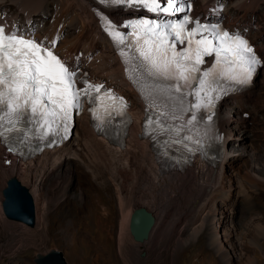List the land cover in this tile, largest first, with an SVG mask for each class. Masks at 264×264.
<instances>
[{"label":"bare ground","instance_id":"6f19581e","mask_svg":"<svg viewBox=\"0 0 264 264\" xmlns=\"http://www.w3.org/2000/svg\"><path fill=\"white\" fill-rule=\"evenodd\" d=\"M200 3L216 8L211 15L219 20L225 18L227 26L234 33L249 35L264 57V0H200ZM220 5L224 6L223 10H217ZM10 6L15 7L18 13ZM94 6H96L95 0H7L6 2L0 0V24L6 25L7 30L15 27L20 33L27 31L24 34L31 33L35 39L43 41L46 45L49 41L56 40L54 50L72 68L89 69L94 76L118 88L132 99L136 114L141 118L140 96L129 84L125 64L104 32L102 21L93 12ZM197 6L199 5L196 3ZM110 12L117 21L122 20L125 15L121 9ZM207 12L205 9L203 13L207 14ZM259 16L263 20L257 22ZM261 90H264V80L258 86L255 81L248 92L230 97L225 102L220 111V128L225 135L226 144H229V138L241 135L248 128L247 121L243 119L244 112L253 115L256 125L260 123L258 108L264 107V92ZM252 108L255 110L253 111ZM237 145L242 144L234 142V146ZM231 149L226 147L227 154L219 168L197 166L184 174L165 175L160 173L149 144L138 138V131L134 133L126 148L119 149L98 138L89 126L87 118L81 117L67 143L54 151H44L40 157L27 164L18 166L7 164V153L0 147V225L12 226L3 212L2 194L7 181L13 178L11 180H17L28 189L36 211L37 227L33 230L20 227V232H24L25 235L39 234L45 237L47 225L45 226L43 222L45 223L48 209L42 180L46 177L54 178L50 183L51 186L60 187L63 191L61 199L54 197V201L58 200L59 204H57L62 208V206L74 205L73 202L66 204L65 201L69 198L66 193L74 187L84 190L88 188L85 182L81 183L84 179L81 181V178H78L76 184L72 182V176L78 173L79 176L89 177L99 189L108 192L109 196L111 192L114 193L118 211L116 238L120 252L127 244L130 216L133 207L136 206L151 209L158 216L153 229L155 233L151 234L150 241L147 242L149 244L147 251L158 253L159 244L163 241L167 242L168 245L165 244L167 247L176 242L181 249L185 248V234L196 236L203 228L210 232L211 229L214 231L215 235L210 237V243L213 245L218 235L221 238V234L213 226L216 215L225 220L229 227L233 226L238 211L237 198L229 202L233 186L228 187L230 190L226 192V184L233 181V173L241 165L242 156H255L251 148L243 147L240 151L234 149L231 151ZM245 173L247 181L255 180L250 177L253 175L249 170ZM222 192L223 195L219 197ZM78 196L82 197L75 195L72 201H78ZM218 199L222 204L220 210L215 208ZM107 211V207H104L103 213L106 217L109 212ZM241 211L239 210L240 213ZM241 214L246 219L242 222L241 229L235 227L236 229L229 231V234L224 228L222 231L224 240H227L229 235L234 238L240 235L242 242H232L230 245L233 247H241L244 243V234L247 233L244 226L258 222L257 215L252 211L247 210ZM64 219H61L62 223ZM257 228L262 229V227ZM112 229L110 223L105 229L110 237L115 235ZM70 230L68 225L63 224L61 233H68ZM258 233L264 234L263 231ZM10 244L11 242L8 246ZM178 255L177 252L176 257Z\"/></svg>","mask_w":264,"mask_h":264},{"label":"snow or ice","instance_id":"6c2138e0","mask_svg":"<svg viewBox=\"0 0 264 264\" xmlns=\"http://www.w3.org/2000/svg\"><path fill=\"white\" fill-rule=\"evenodd\" d=\"M99 2L109 6L137 5L147 12L164 14L186 12L185 5L188 10L191 8L190 0H164L163 7L160 0ZM101 19L117 45L124 44L126 37L116 30V25L102 14ZM189 23L195 26L189 29ZM6 27L0 24V137L7 140L8 134L15 132L20 134L21 143L26 142L32 131L27 125L32 124L41 139L49 133L67 139L73 110L82 108V99L94 105L91 108L94 118L99 119L98 111L109 116L112 111L123 114L127 101L105 89L103 84L81 78L83 87L76 86L78 72L70 69L54 52L56 40L46 45L31 33H20L15 27L6 31ZM125 27L132 29L129 35L135 38L128 45L134 50L131 57L121 50L128 65L129 79L137 84L149 109L158 112V118L153 121L149 117L145 127L155 124L154 131L168 136L166 143L180 145L187 152L197 150L192 145L201 146L202 138L208 134L207 127L202 130L198 126L203 123L204 116L198 120L197 112L205 109L210 121L211 107L221 92L248 84L257 68L264 66L248 39L239 32L230 34L220 24H201L199 19L193 21L188 14L182 19L162 23L141 18L129 21ZM205 32L208 35H203ZM198 35L201 38L195 39ZM177 42L187 46L177 50ZM213 55L215 64L201 71L204 57ZM221 80L231 82V87L226 88ZM194 84L198 87H193ZM188 96H193L194 102H188L185 107ZM185 113H190L187 120H184Z\"/></svg>","mask_w":264,"mask_h":264},{"label":"rangeland","instance_id":"374dc122","mask_svg":"<svg viewBox=\"0 0 264 264\" xmlns=\"http://www.w3.org/2000/svg\"><path fill=\"white\" fill-rule=\"evenodd\" d=\"M196 3L199 5L196 9L200 15L207 16L210 6L201 4L200 0H196ZM10 7L14 12L18 11L15 7ZM205 9L208 11L207 14L203 13ZM122 12L126 13L124 10ZM20 14L23 17L22 13ZM257 19V22L263 20L261 16ZM223 21L226 23L225 18H223ZM262 83V79L257 80V86ZM261 91L264 92V90ZM252 109L255 110V108ZM258 111L260 123L256 125V122L253 121V115L246 111L245 114L243 113L245 117L243 119L247 121L248 128L241 135L229 138V148L231 147L235 151H240L243 147L251 148L255 156H242L243 161L239 166L240 169L238 167V170L233 173V181L226 184V192L230 190L228 187L233 186L229 202L237 198L238 211L235 214L233 226L230 225L229 227L225 220H222L218 214L216 215L213 226L219 231L221 238L218 235L216 243L213 245L210 243V237L215 235L214 231L211 229L210 232L203 228L196 236L189 233H186V236L184 235L186 237H184L185 248L181 249L176 242L167 247L165 246V244L168 245L167 242L163 241L160 242L158 247L160 251L156 253L146 249L150 240L145 243H138L133 240L129 231L127 244L122 249V252H124H120L116 238L118 211L114 193L111 192V196H109L108 192L99 189L89 177L79 176L77 173L78 177L71 173L74 175L72 176L73 183L76 184L78 178H81V181L84 179L81 183L85 182L91 192L88 188L84 190L83 188L77 189V187H74L73 190L66 193L70 199L68 198L65 201L66 204L73 202L74 205L59 208V202L57 201L61 199L63 191L60 187L51 186L50 183L54 180L53 177L44 178L42 181L48 209L45 223L43 222L45 226L47 225L45 227L47 234L43 232L45 237L39 234L25 235L24 232H20V227H25L24 229L27 230L35 229L37 222L34 227H29L8 219L4 214L6 219L12 223V226L3 227V225H0V264H37L36 259L38 257L55 250L63 253L67 264H264V234L258 233L264 232V107L258 108ZM234 142H241L242 145L234 146ZM247 170L252 173L253 176L250 177L254 178L255 182L250 179L247 181V177H245ZM8 181L3 190L7 188ZM75 195H81L82 197L78 196V201H72ZM221 195H223V192L219 194V197ZM54 197L58 200L54 201ZM3 200L4 194H2V203ZM221 205L220 199H218L215 208L220 210ZM103 206L107 207L109 211H107L108 218L103 213ZM137 207L141 206L133 207L132 212ZM245 209L256 214L258 222L244 226L247 232L244 234V243L241 247H233L230 245L232 242H242L240 235H237L236 238L229 235L228 239L224 240L222 231L224 228L229 234V231L233 229H241L242 222L246 221L243 214H241L247 212ZM149 210L155 214L157 219L156 212ZM239 210L243 212L240 213ZM63 218H65V221L62 223L61 219ZM107 221L113 227L112 231L114 230L115 234L113 237H110L105 230L109 224ZM63 224L68 225L71 229L68 233H61ZM257 227H262V229ZM152 233H155V231L153 230ZM9 242H11L10 246H8ZM177 252L179 255L176 257Z\"/></svg>","mask_w":264,"mask_h":264},{"label":"water","instance_id":"95a60500","mask_svg":"<svg viewBox=\"0 0 264 264\" xmlns=\"http://www.w3.org/2000/svg\"><path fill=\"white\" fill-rule=\"evenodd\" d=\"M3 210L8 219L21 222L29 227L36 224L34 200L28 189L17 180H10L4 190ZM156 224L155 214L145 207L133 210L129 221V231L134 241L145 243L151 237ZM37 264H67L61 251L48 252L36 259Z\"/></svg>","mask_w":264,"mask_h":264}]
</instances>
